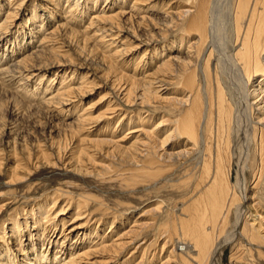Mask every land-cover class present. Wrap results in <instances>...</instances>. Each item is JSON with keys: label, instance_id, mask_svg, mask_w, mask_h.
<instances>
[{"label": "bare ground", "instance_id": "6f19581e", "mask_svg": "<svg viewBox=\"0 0 264 264\" xmlns=\"http://www.w3.org/2000/svg\"><path fill=\"white\" fill-rule=\"evenodd\" d=\"M0 88L42 114L0 143V264H264V0H0ZM43 167L185 181L128 222Z\"/></svg>", "mask_w": 264, "mask_h": 264}, {"label": "rangeland", "instance_id": "374dc122", "mask_svg": "<svg viewBox=\"0 0 264 264\" xmlns=\"http://www.w3.org/2000/svg\"><path fill=\"white\" fill-rule=\"evenodd\" d=\"M28 42H29L28 40H25L24 44L26 43L25 45H27ZM33 44L35 46L34 50H40V47H37L38 43L35 40ZM53 71L55 72V70H52V72ZM79 73L82 72L79 71ZM106 92L107 90L105 88H102V85L97 86L95 91L92 92V94H90V96L83 102V104L85 105L96 102L99 96H101V94L103 95ZM2 101L3 102L5 101L6 104L2 106L3 109L2 107L0 108V115H1L0 117L2 119V121L0 122V143L6 140V137H4V133L9 132L8 130H12L11 131L12 133H14V130H17L16 133L22 136L25 132V125H29L28 122L31 119V118L28 119V116L32 113H35V115L41 114L39 112L40 110L38 109L39 107L37 101H31L27 97L26 98H24L23 96L21 97L13 89L0 88V102ZM15 101H18L19 103L15 104ZM74 118H75L74 115L66 117L65 119L59 118L60 120L55 118L52 119L51 124L53 125L56 123L60 128H63V126H65L64 124H67L69 121H72ZM31 122L33 121L31 120ZM34 130L36 131L35 133L36 137L40 139V141H43L44 140L43 138H45V136L47 135L46 129L43 126L39 125L35 127ZM27 139L28 142H33L34 140L33 137L29 135L27 136ZM97 161L101 162L103 160L98 159ZM103 162L105 163V161ZM115 162H112L114 165L113 164L111 165L115 166V168H119L117 163ZM236 164L237 161H234L233 169H232L233 181L237 171ZM57 169H48L43 167L36 172L34 179L36 178L37 180L35 179V181H38V183L41 182L46 183L45 186H49L51 185V183L52 185H54L55 182L56 181L58 182L59 180H65V181L73 180L77 184H80L82 188L85 187L84 189H86L88 193L91 192L90 193V195L92 194L91 196L94 197L96 196V198H98L102 202L104 201L103 203H106L105 204L106 206L108 205L110 207L116 206L118 210H121V212L127 214L125 215V217H127L126 219H128V222L147 209H151L153 207L154 208L163 207L164 204H159L162 200L168 201L169 199L178 198L182 194L181 184H183V182L185 181V176L181 172H179L180 170L173 171L170 169L171 171L168 170L166 172L167 174L164 177L165 179L164 178L160 179L157 182V185L160 184L163 185V183H165L162 188L160 187L158 189L156 188L157 186L154 187L152 183L150 184L147 183V184L136 185L131 189H126L123 183L120 186V181L117 180L115 181L114 179L109 182L105 181L102 183H96L90 177H75L71 179L70 176H67L66 173L63 170H61L62 169L61 167L59 170ZM4 182H5L4 177L0 176V192L5 191V187L1 185ZM154 189L158 190V192L155 191ZM132 216L133 218H131ZM150 238L151 235H149L147 239ZM179 244H183V243H177L175 247ZM183 245L185 246V250H188L189 248L188 244L184 243ZM181 249L182 247H180V250ZM229 255H230V250L226 249L220 260V264H229ZM127 256L128 254L125 255V257Z\"/></svg>", "mask_w": 264, "mask_h": 264}]
</instances>
